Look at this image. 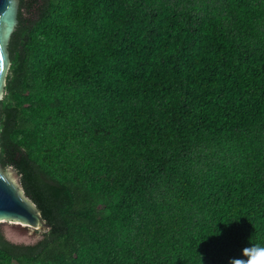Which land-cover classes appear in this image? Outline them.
<instances>
[{
    "label": "trees",
    "instance_id": "trees-1",
    "mask_svg": "<svg viewBox=\"0 0 264 264\" xmlns=\"http://www.w3.org/2000/svg\"><path fill=\"white\" fill-rule=\"evenodd\" d=\"M0 164L49 227L0 264H229L264 246V0H20Z\"/></svg>",
    "mask_w": 264,
    "mask_h": 264
},
{
    "label": "water",
    "instance_id": "water-1",
    "mask_svg": "<svg viewBox=\"0 0 264 264\" xmlns=\"http://www.w3.org/2000/svg\"><path fill=\"white\" fill-rule=\"evenodd\" d=\"M19 1L0 0V97L9 67L7 44L18 23ZM2 220L11 223L7 227L11 233L30 239L22 242L11 237L14 243H33L38 240L39 235L32 239L27 235L28 230L44 231L49 227L36 205L24 195L17 173L12 167L4 169L0 164V223H3Z\"/></svg>",
    "mask_w": 264,
    "mask_h": 264
},
{
    "label": "clouds",
    "instance_id": "clouds-1",
    "mask_svg": "<svg viewBox=\"0 0 264 264\" xmlns=\"http://www.w3.org/2000/svg\"><path fill=\"white\" fill-rule=\"evenodd\" d=\"M229 264H264V246L255 244L241 250L240 258H233Z\"/></svg>",
    "mask_w": 264,
    "mask_h": 264
},
{
    "label": "rangeland",
    "instance_id": "rangeland-1",
    "mask_svg": "<svg viewBox=\"0 0 264 264\" xmlns=\"http://www.w3.org/2000/svg\"><path fill=\"white\" fill-rule=\"evenodd\" d=\"M4 82H5V80H4ZM3 221V223H0L2 226H3V229H4V232H5V235H6V237L11 241V237H13V238H16V239H18V240H20V241H29L30 239L29 238H25L24 236H18L17 234H14V233H11L10 232V229L9 228H7L8 226H10L11 225V223H9L8 221H6V220H2ZM5 221V222H4ZM1 222V221H0ZM31 230H33V229H30V230H28V232H27V235L30 237V238H34V237H36V235H39V237L37 238V239H39L40 238V233L42 232V231H38V230H34L33 232L31 231ZM25 244H28L29 242H24Z\"/></svg>",
    "mask_w": 264,
    "mask_h": 264
}]
</instances>
